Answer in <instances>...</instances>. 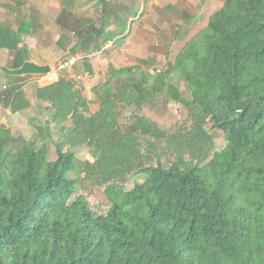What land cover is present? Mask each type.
<instances>
[{
  "label": "trees",
  "instance_id": "16d2710c",
  "mask_svg": "<svg viewBox=\"0 0 264 264\" xmlns=\"http://www.w3.org/2000/svg\"><path fill=\"white\" fill-rule=\"evenodd\" d=\"M99 1L100 27L88 18L72 25L82 31L69 51L83 53L89 72L88 54L115 39L105 34L107 0ZM67 12L59 13L61 23ZM32 26L30 17L17 29L0 22V47L14 55V68L28 59L21 43ZM150 64L111 65L92 87L94 98L65 75L38 88L49 117L44 124L33 118L30 139L0 125V264H264V0H224L168 68ZM178 73L191 98L174 82ZM10 77L0 103L12 113L30 108L17 82L26 76ZM158 94L185 106L191 125L169 134L137 111ZM127 107L133 110L124 129ZM54 126L60 137L51 159ZM214 129L224 135L221 149ZM159 141L172 154L168 163L153 157ZM82 146L93 160L77 156ZM134 174L145 179L127 189ZM86 179L105 185L106 213L78 193Z\"/></svg>",
  "mask_w": 264,
  "mask_h": 264
},
{
  "label": "rangeland",
  "instance_id": "374dc122",
  "mask_svg": "<svg viewBox=\"0 0 264 264\" xmlns=\"http://www.w3.org/2000/svg\"><path fill=\"white\" fill-rule=\"evenodd\" d=\"M26 1V3L18 5L17 0H0V22L5 23L6 21L16 27L21 19L26 17L32 19L33 26L29 30L32 32L29 36H24L33 46L30 56L38 57L41 52V64H51L56 69L55 66L60 61L71 57L77 59L74 67L60 72L58 76L51 74L42 84H52L58 81L61 75L73 78L89 72L85 68L87 62L82 59L83 53L71 55L69 51V47L78 41V34L81 30V27L75 28L72 25L75 21L88 18L92 19V23L94 22L97 27H100V16L103 14L101 2L99 0ZM223 3L224 0H107V8L112 18H108L111 26L106 27L105 34L109 33L112 36L114 34L115 39L113 43L108 44L104 52L88 54L92 71L89 72V77L78 78L77 86L84 94L94 98L92 87L107 78L111 65L121 68L140 64L141 59L150 58L151 64L148 69L153 67L168 68L169 63L175 61L186 43L208 25L210 16L222 7ZM63 8H68L72 13L67 12L66 21L61 23L58 16ZM118 14H123L126 21L119 20ZM15 23L17 24L15 25ZM87 23L91 24V21ZM124 26L127 30L122 32ZM196 42L198 46H201L204 41L198 39ZM173 79L183 95L186 98H191V90L184 74L178 73ZM30 80L28 78L25 83H29ZM3 85L4 82H0V89ZM35 95L33 90L30 96L34 98ZM35 97L38 99L37 95ZM153 102V104H146L140 110L136 109L156 122L167 133L170 134L191 125L187 120L188 109L182 104L170 100L164 94H158ZM46 105V103L35 101L30 108L19 113H12L10 109L3 107L0 103V125L10 127L17 137L30 139L37 131L32 124L33 118L38 117L39 122L44 124L49 117ZM99 108V103L91 104L93 112ZM132 110L130 107L125 108L120 117V123L124 129H127L131 123L130 113ZM58 129L59 127L54 126L53 137L48 139L54 141H49V158L51 159L57 157L54 143L60 137ZM211 132L216 141L215 148L224 147L226 141L222 132L216 129ZM147 138L150 142L156 141L150 136ZM155 144L157 152L147 144L145 149L150 148L154 151L155 159L160 154L164 162L168 163V159H172V154L167 151V144L163 141L155 142ZM76 152L80 159L93 160L89 149L85 146L77 148ZM144 179L143 174H134L126 188L130 189L136 182H141ZM81 192L85 193L90 206L97 214L106 213L109 210L111 202L105 193V185L93 179H86L82 184H79L78 193Z\"/></svg>",
  "mask_w": 264,
  "mask_h": 264
},
{
  "label": "crops",
  "instance_id": "0c3cea01",
  "mask_svg": "<svg viewBox=\"0 0 264 264\" xmlns=\"http://www.w3.org/2000/svg\"><path fill=\"white\" fill-rule=\"evenodd\" d=\"M3 10V9H2ZM4 17V15H3ZM6 22V21H5ZM17 23H15L16 25ZM19 27V24L15 27L13 26L14 29H17ZM32 31H29L27 33V35L25 34V36H29V34L31 33ZM25 36H24V42L21 43V47L25 44V46L28 48V59L27 60H31V61H34L38 64H41V52L39 54L38 57H34V56H30L31 55V51H32V45L29 44V40L28 38L25 39ZM28 40V41H27ZM15 61V57L14 55L10 52L9 49L7 48H2L0 47V65H4V66H7L9 68H14L13 67V63ZM29 76V77H28ZM51 76V73L49 74H46V75H27L25 78L21 79V80H17V82L19 83H25V81L30 78V82L29 83H25V90L27 92V96H28V93H32V91L34 90L35 91V94L37 95V89L38 88H41V87H45V86H48L50 84H42V82H45L47 81V79ZM9 77V78H7ZM0 82H4V85L1 87V88H4L6 85H8L10 82H13V79L5 74L1 69H0ZM30 84V86H28ZM1 90V89H0ZM28 96V98L30 99L31 103H34L35 101L37 102L38 100L36 99V95L34 96V98H32V96ZM2 105V104H1ZM24 111V110H23ZM19 113V112H18Z\"/></svg>",
  "mask_w": 264,
  "mask_h": 264
},
{
  "label": "water",
  "instance_id": "95a60500",
  "mask_svg": "<svg viewBox=\"0 0 264 264\" xmlns=\"http://www.w3.org/2000/svg\"><path fill=\"white\" fill-rule=\"evenodd\" d=\"M0 69L9 76H27V75H46L49 74L53 67L51 64H38L31 60H26L18 68H9L4 65H0ZM264 256V249H263Z\"/></svg>",
  "mask_w": 264,
  "mask_h": 264
},
{
  "label": "built area",
  "instance_id": "2783aa9c",
  "mask_svg": "<svg viewBox=\"0 0 264 264\" xmlns=\"http://www.w3.org/2000/svg\"><path fill=\"white\" fill-rule=\"evenodd\" d=\"M76 60H77L76 58H70L67 60L60 61L59 63L56 64L55 66L56 69L53 68L54 70L52 69L50 73L54 76H58L60 72L70 69L77 62ZM83 76L89 77L90 76L89 72H85L74 78L81 79Z\"/></svg>",
  "mask_w": 264,
  "mask_h": 264
}]
</instances>
